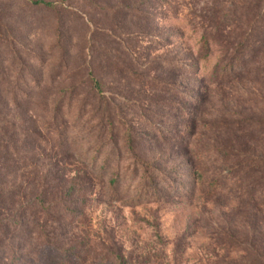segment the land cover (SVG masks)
Masks as SVG:
<instances>
[{"label":"rangeland","instance_id":"374dc122","mask_svg":"<svg viewBox=\"0 0 264 264\" xmlns=\"http://www.w3.org/2000/svg\"><path fill=\"white\" fill-rule=\"evenodd\" d=\"M31 1L0 0V264H264V167L229 170L264 160V0Z\"/></svg>","mask_w":264,"mask_h":264},{"label":"trees","instance_id":"16d2710c","mask_svg":"<svg viewBox=\"0 0 264 264\" xmlns=\"http://www.w3.org/2000/svg\"><path fill=\"white\" fill-rule=\"evenodd\" d=\"M34 5H43V6H51V3L44 2L41 0H32L31 1ZM251 38V37H250ZM249 37L247 38V41H250ZM248 43V42H247ZM250 44V43H248ZM202 48L205 49L206 51L210 50V45L205 39H203ZM127 142L132 148V140L129 134L126 136ZM264 167V160L263 159H251V161L247 162H242V163H236L234 165H231L229 167L230 172H232L231 178L233 179L232 182H234V186L232 190H234L238 195H244L245 193L243 192L246 190L244 183L248 181L252 177V173H254L255 169H261ZM116 179H112V183L115 185ZM248 191V190H247ZM264 191V190H263ZM250 196V195H249ZM248 196V197H249ZM254 197H249L250 200H253ZM113 264H124V259L121 254H116L114 256V261Z\"/></svg>","mask_w":264,"mask_h":264}]
</instances>
